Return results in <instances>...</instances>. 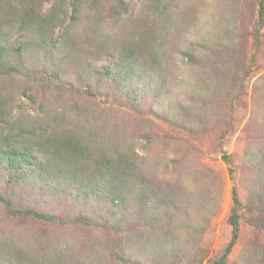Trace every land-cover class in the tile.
<instances>
[{"label":"rangeland","instance_id":"374dc122","mask_svg":"<svg viewBox=\"0 0 264 264\" xmlns=\"http://www.w3.org/2000/svg\"><path fill=\"white\" fill-rule=\"evenodd\" d=\"M73 1L43 5L42 13L56 10L63 24L54 27L44 50L25 49L22 70L6 78L23 82L35 97L33 103L17 98L16 112L37 120L47 113L51 126L59 127L51 116L92 109L101 127L125 134L124 144H131L150 179L171 186L175 207L160 222L138 224L127 254L132 262L119 264H156V253L140 248L168 232L179 241L167 249L164 264H212L232 237L228 218L235 186L243 209L227 264L256 263L264 246L258 226L259 193L264 196L261 0H80L77 10ZM117 7L126 10L115 13ZM130 32L133 40L149 35L153 48L162 44L156 69L150 70L149 53L134 59L121 54V41ZM121 58L133 59L151 78L133 105L99 72L113 69ZM161 84L166 94L160 93ZM40 186L17 191V198L52 218L5 221L0 203V238L8 234L18 246L58 253L57 264H115L107 252L119 238L110 226L125 223L117 220L121 210L79 198L76 189Z\"/></svg>","mask_w":264,"mask_h":264},{"label":"trees","instance_id":"16d2710c","mask_svg":"<svg viewBox=\"0 0 264 264\" xmlns=\"http://www.w3.org/2000/svg\"><path fill=\"white\" fill-rule=\"evenodd\" d=\"M50 1L0 0V203L5 210L3 220L11 222L20 217L48 221L52 218L50 214L19 200L17 191L21 189L27 192L35 190L37 183L41 185L40 189L48 191L76 189L79 198L106 201L121 210L122 216L117 220L125 223L123 226L120 222L110 226L119 238L107 253L113 255L115 264L131 263L127 254L138 233V224L152 218L160 222L175 207L169 200L174 194L171 186L162 187L150 179L138 162L131 144H124L125 134L120 130L110 132V126L102 128L98 121L100 117L92 109H76L72 117L68 114L51 116L54 123L68 124L61 128V125L51 126L50 115L46 111L45 116L37 120L15 109L17 98L25 96L33 103L35 97L28 93L30 90L23 82L6 77L22 70L20 58L25 49L44 50L54 27L64 22L56 10L42 13L43 5ZM72 5L75 10L79 9L80 0H74ZM124 10L117 7L115 13L120 14ZM263 23L264 0H261L259 24ZM129 34L130 37L121 41V54L134 59L149 53L151 58L147 62L150 70L156 69L162 44L160 48H153L149 35H141L140 39L133 40L132 33ZM133 59L121 58L113 69L98 70L111 77L115 89L124 93L132 105L143 97L151 82L144 69ZM77 63L81 64L79 61ZM162 86L159 91L166 94ZM44 106L42 104V110ZM19 107L24 108V104L21 102ZM39 154L44 158H40ZM223 158L231 164L228 154H223ZM230 169L233 170V167L230 166ZM259 196L263 198V203L259 208L258 226L264 233V196L261 193ZM232 201L228 218L232 237L221 256L212 260V264H227L228 255L238 239L243 204L236 186L232 189ZM180 222L184 225L183 221ZM160 229L165 230V226ZM7 236L3 234L0 238V264H57L58 253L44 255L39 248L18 246L12 237ZM177 241L168 232L163 240L154 239L140 250L147 255L155 252L152 262L164 264L167 249ZM259 249L261 251L256 253L259 255L258 261L254 264H264V246ZM101 251L107 254L102 248Z\"/></svg>","mask_w":264,"mask_h":264}]
</instances>
